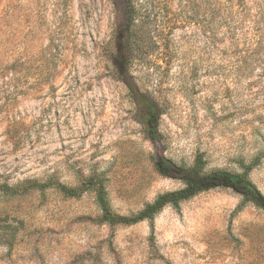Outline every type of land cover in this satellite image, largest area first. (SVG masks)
Here are the masks:
<instances>
[{
  "label": "rangeland",
  "instance_id": "obj_1",
  "mask_svg": "<svg viewBox=\"0 0 264 264\" xmlns=\"http://www.w3.org/2000/svg\"><path fill=\"white\" fill-rule=\"evenodd\" d=\"M168 6L169 45L133 70L163 111L154 142L131 78L113 67L123 0H0V183L102 177L114 212L130 215L183 186L153 170L162 154L248 172L264 194V0ZM100 214L94 190L0 193V264H264V209L230 188L153 221L113 226Z\"/></svg>",
  "mask_w": 264,
  "mask_h": 264
},
{
  "label": "trees",
  "instance_id": "obj_2",
  "mask_svg": "<svg viewBox=\"0 0 264 264\" xmlns=\"http://www.w3.org/2000/svg\"><path fill=\"white\" fill-rule=\"evenodd\" d=\"M123 2L124 14L116 31L113 67L122 77L126 75L129 79L131 78L126 81V84L133 93L134 103L147 137L154 142L162 141L164 138L160 130L162 108L150 93L142 90L136 83L133 70L161 45L164 47L169 45L170 26L175 25L176 22L173 20L172 24H166L168 20L165 10L169 7L168 0H123ZM150 161L158 175L179 180L183 186L158 194L153 201L147 202L142 209L130 215L114 212L105 188V179L102 177L96 181L91 179L88 184L75 187L55 182L53 179L33 182L24 189L0 183V193L15 196L26 193L30 189L45 191L53 187L66 198H79L85 191L94 190L101 208V214L95 221L113 226L132 225L144 220L153 221L166 206L170 205L179 209L182 202L201 192L216 188H230L241 194L244 202L264 209V194L250 179L248 172H235L224 168L207 170L206 160L202 156H197L190 165L162 154H152Z\"/></svg>",
  "mask_w": 264,
  "mask_h": 264
}]
</instances>
